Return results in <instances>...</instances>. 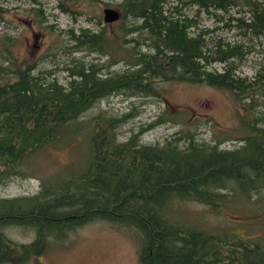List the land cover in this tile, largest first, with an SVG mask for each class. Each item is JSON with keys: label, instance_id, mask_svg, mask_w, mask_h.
<instances>
[{"label": "trees", "instance_id": "1", "mask_svg": "<svg viewBox=\"0 0 264 264\" xmlns=\"http://www.w3.org/2000/svg\"><path fill=\"white\" fill-rule=\"evenodd\" d=\"M164 1L120 0V39L104 24L97 30L62 29L71 50L107 56L96 61L71 55L64 65L66 83L33 63L9 69L0 80V184L28 177L30 161L53 146L87 147L86 158L74 169L79 147L68 165L41 176L36 192L0 196V264L28 261L94 220L130 233L137 264H264V234H245L228 217L234 206L264 202L263 76L237 74L232 58H243L241 45L218 38L209 47L204 31H188L190 19L163 13ZM181 1L205 10L246 6L247 18L236 16L235 25L264 34V2ZM5 11L0 2V20ZM129 32L136 37H125ZM118 40L124 55L117 59ZM122 59L125 65L115 70ZM214 60L225 62L224 68L209 69ZM161 81L228 90L247 106L239 117L241 143L221 147L222 140L198 139L193 132L150 143L140 140L143 129L121 139L120 128L131 113L92 111L115 93L158 95ZM208 215L226 216L232 225L210 224L204 221ZM12 226L30 228L32 238L14 240L8 232Z\"/></svg>", "mask_w": 264, "mask_h": 264}, {"label": "rangeland", "instance_id": "2", "mask_svg": "<svg viewBox=\"0 0 264 264\" xmlns=\"http://www.w3.org/2000/svg\"><path fill=\"white\" fill-rule=\"evenodd\" d=\"M119 1L0 0L6 7L4 17L0 20V80L7 76L9 69L33 63L36 69H50L51 76H57L59 81L66 83L68 77L64 65L71 59V55L86 60L104 61L107 56L71 50V41L61 30H97L104 24L108 25V33L120 39L123 30L118 23L122 20L123 12L118 5ZM63 4L69 10L63 9ZM106 6L114 7L120 13V17L111 24L103 20V8ZM162 8L165 15L190 19L189 23L192 24L187 25L188 31H204L209 47H214L212 45L218 38L230 44H240L243 58H232L238 63L236 73L253 78L260 72L264 79V34L256 36L235 25L236 16L247 18L246 6L233 5L228 11L212 8L205 10L181 0H165ZM125 23L128 22L125 20ZM132 36L136 37V32L125 34L129 39ZM141 39L143 40L142 37ZM134 42L135 40H131L128 46ZM119 43L120 40L114 53L117 59L124 55V49ZM224 64L225 62L214 60L208 64V68L222 70ZM124 65L122 59L112 67L117 70ZM158 93L138 96L111 94L95 105L92 111L101 107L118 114L131 113V117L120 128L121 139H125L132 131L143 129L140 140L150 143H162L169 136H185L190 132L195 133L198 139L222 140L221 147H233L241 143L239 117L247 106L242 102H235L228 90L206 84L161 81ZM254 97V101L261 102L260 95L255 93ZM248 99L245 98V101ZM78 147L56 145L40 153L30 161L32 174L28 177H12L1 183L0 196L36 192L40 177L68 165ZM76 154V163L71 164V169L86 158V145L79 147ZM232 209L234 214L228 217L235 218L233 226L245 234H264V202L259 204L253 200L248 206L239 205ZM226 218L208 215L204 221L232 225ZM8 232L17 241H29L33 236L32 230L27 227L12 226L8 228ZM129 234L121 225L106 220L90 221L70 231L63 240L49 243L41 254L20 264H137L136 244Z\"/></svg>", "mask_w": 264, "mask_h": 264}, {"label": "water", "instance_id": "3", "mask_svg": "<svg viewBox=\"0 0 264 264\" xmlns=\"http://www.w3.org/2000/svg\"><path fill=\"white\" fill-rule=\"evenodd\" d=\"M120 17L119 11L111 6H106L103 8V20L105 22L111 23L114 20H117Z\"/></svg>", "mask_w": 264, "mask_h": 264}]
</instances>
